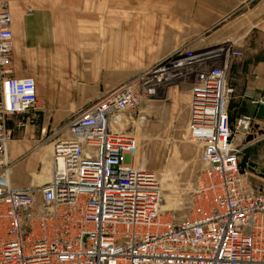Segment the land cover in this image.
<instances>
[{
    "label": "built area",
    "instance_id": "obj_1",
    "mask_svg": "<svg viewBox=\"0 0 264 264\" xmlns=\"http://www.w3.org/2000/svg\"><path fill=\"white\" fill-rule=\"evenodd\" d=\"M14 40L11 10L0 4V264H264V188L252 184L244 148L232 143L225 60L199 68L190 87L187 135L199 144L201 168L188 212L177 215L160 207L157 176L135 164L137 136L108 123L140 104L146 75L103 93L55 131L48 180L10 183L7 121L30 114L39 97L34 76L14 75ZM235 128L248 134L252 118L241 116Z\"/></svg>",
    "mask_w": 264,
    "mask_h": 264
},
{
    "label": "rangeland",
    "instance_id": "obj_2",
    "mask_svg": "<svg viewBox=\"0 0 264 264\" xmlns=\"http://www.w3.org/2000/svg\"><path fill=\"white\" fill-rule=\"evenodd\" d=\"M0 4L9 6L13 23L19 24L16 14L26 22L36 19L50 21L43 23L47 30L35 36L30 48L17 43L21 31L14 30V59L19 65L16 66L18 73L29 67L41 90H45L48 78L55 81L57 93L62 91L66 77L73 81V85H78L83 78H91L99 80L103 96L133 77L146 75L148 82L143 100L132 111L119 112V116L113 119V126L116 125L117 132L134 133L138 137L136 165H143L157 176L164 197L160 206L171 205L164 209L177 215L186 214L195 177L201 168L197 158L199 144L190 141L187 135L191 84L199 68L221 64L223 60L227 62L228 73L231 58L238 57L231 51L241 50L232 42L199 50H189L185 44L176 45L175 38L181 37V32L185 37V32L196 23L193 17L185 16L189 11L185 0H0ZM196 4L197 0H190V9ZM215 27L204 31L209 34ZM119 32L124 34V39ZM44 40V43L49 40L53 49L60 50V58H53L51 54L45 56L43 52L49 49L43 48ZM128 43L131 46L125 52L104 51L107 46L114 49L117 45L119 49ZM21 49L30 54L28 62L22 60ZM188 53L192 55L187 57ZM201 57L203 65L187 63L188 58L201 60ZM58 104L60 101L52 110L59 111L61 106ZM30 114H17L23 118L18 125L34 124L35 117ZM63 126L61 123L47 128L37 146L51 145L55 131ZM15 134L12 131L10 141ZM47 153V160L51 161L48 150ZM26 155L17 160H10L8 155L9 178L12 179L14 165ZM41 166L39 163L37 167L39 174L43 169ZM39 174L35 176L38 180L34 184L44 183L50 176L40 177Z\"/></svg>",
    "mask_w": 264,
    "mask_h": 264
},
{
    "label": "crops",
    "instance_id": "obj_3",
    "mask_svg": "<svg viewBox=\"0 0 264 264\" xmlns=\"http://www.w3.org/2000/svg\"><path fill=\"white\" fill-rule=\"evenodd\" d=\"M105 1L107 2V0ZM185 1L189 10L185 16L193 17L196 19V23L190 27L188 32H185L186 38L182 32L180 33L181 37L175 38L176 45L185 44L189 50H199L215 46L218 43L232 42L235 48L242 51L241 57L231 58L227 73L228 83L234 90L227 103L228 118L234 133L232 143L244 148L240 162L242 167L248 163L252 184L256 188H264V119L255 116L259 100L264 96V0H197V4L192 10L190 9V0ZM67 9L62 8V10ZM43 11L39 10V12ZM16 19L19 24L13 23L12 18L13 32L15 29L21 31L20 36L17 37L19 39L17 43H21L27 48H30V45L34 43L33 40L37 34H42L44 29L47 30L48 27L47 25L43 27L44 24L50 23V21L38 19L26 22L22 17H19V14H16ZM215 25L216 27L209 34L204 31V29L212 28ZM63 33L67 37L69 36L66 31ZM119 33L124 39V34ZM45 46L49 49L48 52H43L45 56L51 54L53 58L61 57L60 50L53 49L49 40L44 43L43 48ZM130 46V43L123 44L119 49L117 45L114 46V49H111L112 46H107L104 51L119 54L120 51L125 52V49ZM15 53L16 49L13 47L14 75L31 76L29 67H25L23 73H18L19 70L16 66L19 65L15 64ZM21 56H23V61L28 62L31 59L30 54L24 52L23 49H21ZM160 57L163 56L160 55ZM56 63L58 62L56 61ZM47 81L45 90H41L37 84L38 105L30 114L35 117L34 124L31 126L23 124L22 126L25 127L18 125V122L23 121L19 115L11 116L7 121V125L16 133L8 145L9 159L17 160L18 157L27 154L14 165L16 169L14 168L12 179L10 177V183L15 187L36 185L37 183L34 184V182L38 180L35 179V176L39 174L36 172L39 170L37 169L39 163L43 165L40 177H48L47 169L50 167L45 162L48 161L49 154L45 147L50 143L37 146L46 135L47 128L61 125L76 110L89 105L101 96L99 80L83 78L78 85H73V81L66 77L62 82L60 93H57L53 79L48 78ZM57 101H60L58 104L61 106L60 110H52ZM247 115L252 118V128L248 134L235 128L238 118ZM251 134L257 137V140L248 143L247 138ZM48 151L50 153V150Z\"/></svg>",
    "mask_w": 264,
    "mask_h": 264
},
{
    "label": "bare ground",
    "instance_id": "obj_4",
    "mask_svg": "<svg viewBox=\"0 0 264 264\" xmlns=\"http://www.w3.org/2000/svg\"><path fill=\"white\" fill-rule=\"evenodd\" d=\"M118 116H119V113H118V114L113 113V114L110 116L109 121H108V123L110 124L111 128H112L115 132H117V130L115 129V126H116V125L113 126V123H114L113 119H114V118H117ZM119 132H121V131H119ZM122 132H124V131H122ZM137 139H138V137H137ZM138 145H139V144H138ZM50 147H51V145H48V150H50ZM137 148H138V147H137ZM136 155H137V149H136L135 160H134L135 164H136ZM45 164H48L49 167H50V161L45 162ZM141 165H142V164H141ZM138 166H139V165H138ZM141 167H143V165H142ZM47 170H48V176H49V174H50V168H48ZM35 178H36V177H35ZM159 183H160V182H159ZM163 198H164V197H162L161 202L164 201ZM160 207L163 208V210H164L165 207L170 208L171 205L164 204L163 206H160Z\"/></svg>",
    "mask_w": 264,
    "mask_h": 264
},
{
    "label": "water",
    "instance_id": "obj_5",
    "mask_svg": "<svg viewBox=\"0 0 264 264\" xmlns=\"http://www.w3.org/2000/svg\"><path fill=\"white\" fill-rule=\"evenodd\" d=\"M255 116L257 117V118H260V119H264V103L263 102H261V103H259V105H258V107H257V110H256V112H255ZM252 136L251 135H249L248 136V139H250ZM247 139V140H248Z\"/></svg>",
    "mask_w": 264,
    "mask_h": 264
}]
</instances>
